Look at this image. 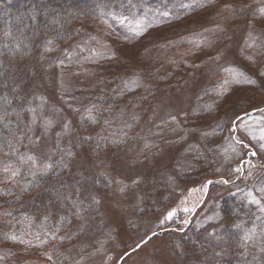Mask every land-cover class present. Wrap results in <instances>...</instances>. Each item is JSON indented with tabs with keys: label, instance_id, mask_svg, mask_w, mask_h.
Masks as SVG:
<instances>
[{
	"label": "rangeland",
	"instance_id": "obj_1",
	"mask_svg": "<svg viewBox=\"0 0 264 264\" xmlns=\"http://www.w3.org/2000/svg\"><path fill=\"white\" fill-rule=\"evenodd\" d=\"M201 1L85 14L12 74L38 163L0 264H264V0Z\"/></svg>",
	"mask_w": 264,
	"mask_h": 264
},
{
	"label": "trees",
	"instance_id": "obj_2",
	"mask_svg": "<svg viewBox=\"0 0 264 264\" xmlns=\"http://www.w3.org/2000/svg\"><path fill=\"white\" fill-rule=\"evenodd\" d=\"M195 1L0 0V188L15 194L29 187L25 183V165L20 161L21 157L26 160V156L20 145L28 132L30 92L27 88L17 91L14 83L11 84L12 74L23 73L25 66L34 64L48 43L54 50L71 45L79 37L80 17L85 14L95 15L100 10L127 5H136L142 11L166 6L170 11L176 9L185 13L203 2ZM9 164L20 170V174L11 179L3 171ZM65 175L67 173L60 177ZM37 187L39 185H31L32 189Z\"/></svg>",
	"mask_w": 264,
	"mask_h": 264
},
{
	"label": "snow or ice",
	"instance_id": "obj_3",
	"mask_svg": "<svg viewBox=\"0 0 264 264\" xmlns=\"http://www.w3.org/2000/svg\"><path fill=\"white\" fill-rule=\"evenodd\" d=\"M212 2H213V0H208V3H212ZM226 7H227V6H226ZM262 11H264V9H262ZM237 119H239V120L242 121V120L244 119V117H243V116H240V117H237ZM233 131H235V128H233ZM261 139H264V134L261 135ZM253 155H255V153H253ZM20 161H21V163L31 162L33 166H36L37 163H38V162H37V158L34 157V156H28L26 160H25V158L21 157V158H20ZM51 167H52L51 164H47V163H45V164L43 165V168H44L45 170H48V169H50ZM3 171H4L5 173L8 174V178H10V179H11V178H14V177H16L17 175L20 174V170H19V168H16V167H14V166L11 165V164L6 165V166L4 167V169H3ZM237 171H240V169H237ZM224 182L227 183V181H224ZM208 183L211 184L212 181H209ZM261 191L264 192V189H262ZM249 197H250V202H251V203L256 204V205H260V201H259L258 199H256V197H255L254 195H252L251 193H249ZM261 210L264 211V206H261ZM170 216H171V214H170ZM244 239H245L246 241H248V240L251 239V237L248 236V235H246V236L244 237ZM49 259H50V257H49Z\"/></svg>",
	"mask_w": 264,
	"mask_h": 264
}]
</instances>
